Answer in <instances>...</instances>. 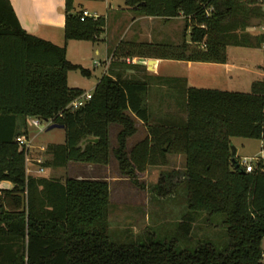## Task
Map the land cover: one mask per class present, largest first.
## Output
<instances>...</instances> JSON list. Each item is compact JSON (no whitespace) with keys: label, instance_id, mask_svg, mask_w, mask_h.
Instances as JSON below:
<instances>
[{"label":"trees","instance_id":"1","mask_svg":"<svg viewBox=\"0 0 264 264\" xmlns=\"http://www.w3.org/2000/svg\"><path fill=\"white\" fill-rule=\"evenodd\" d=\"M95 1V0H81ZM74 0H65L64 40L96 42L104 33L102 17H83ZM145 17L185 20L189 42L145 45L160 48L161 59L224 64L229 47L260 49L264 33V0H122ZM142 46V45H138ZM69 72L87 71L69 62L59 47L24 32L9 0H0V119L22 121L9 139H0V264H264V159L245 173L232 139L256 140L264 146V79L249 93L183 89V118L149 126L147 82L103 76L91 99L76 110L67 106L84 92L68 87ZM184 86L183 81H173ZM147 126L146 137L126 152L136 133L133 118ZM28 118L62 125L63 144H50L48 168L69 163L106 165L110 125L120 127L113 156L130 178L147 167L167 164L169 154L183 155L184 170L160 175L151 193L174 203L175 236L127 233L115 240L107 220L109 186L104 180L26 177L25 151L15 142L27 137ZM16 125V124H15ZM96 139V142H81ZM220 217L227 245L209 242L179 249L193 241L197 222ZM121 238V237H120Z\"/></svg>","mask_w":264,"mask_h":264},{"label":"rangeland","instance_id":"2","mask_svg":"<svg viewBox=\"0 0 264 264\" xmlns=\"http://www.w3.org/2000/svg\"><path fill=\"white\" fill-rule=\"evenodd\" d=\"M95 19V18H94ZM161 18L155 19L154 23L160 26H152L144 36V44L150 42L153 45H175L180 44L185 36V41L189 42V31H185V20H175L168 22V25L162 24ZM172 23V24H171ZM162 24V25H161ZM172 25H175L174 27ZM177 25V26H176ZM105 28V27H104ZM132 29L131 33L136 31ZM139 32V31H138ZM103 35V34H102ZM102 35L98 36L96 43L100 42ZM142 46H129L123 44L121 50L131 54H153L160 52V48H148ZM251 53H257L256 50H250ZM76 54V53H75ZM77 55V54H76ZM260 57L261 54L257 53ZM69 58L76 60L72 52ZM96 60L97 58L94 57ZM181 74L180 68L176 64L163 65L159 75ZM75 77L83 79L79 72H73ZM122 79H137V77H126ZM147 82V94L145 103L149 112V126L171 122L170 116L181 117L183 114L176 109L172 103H183L182 86L173 81H166L164 78L150 79ZM73 84L70 78V85ZM231 90H247L242 86H232ZM165 91V92H164ZM168 94V95H167ZM164 98H172L174 101H166ZM133 118L136 133L126 140V152L129 153L131 148L143 140L147 135V126L141 124ZM48 124L42 122L40 127L27 126L29 138L33 139L30 148L25 152V176L26 177H43L56 178L62 182L66 179H85V180H104L109 186V211L107 220L110 225L112 238L115 240H126L127 233L133 236L149 234L155 235L158 241H171L176 239L175 236V215L174 203L164 201V197H159L151 193V189L157 184L159 177L164 172L175 171L181 173L184 170V156L179 154H169L166 156L167 164L161 167H147L144 172H135L134 178L126 176L119 170L117 160L113 156V151L117 147L116 137L120 132V127L110 125L108 128L109 137V160L106 165H94L84 163H69L65 168H48L44 165L50 160L46 153L47 146L50 144H63L65 141L64 130L45 131ZM232 146H238L240 156L257 157L264 149L263 142L256 140L232 139ZM254 157V158H255ZM239 159V158H238ZM261 161V160H260ZM253 163V162H252ZM256 162L252 164L255 168ZM1 195V194H0ZM176 206V207H175ZM193 232V241L188 244H179V249L192 250L199 242H209L215 245L219 250L225 249L227 238L224 228L221 226L220 217L207 219L203 216L196 224ZM121 237V238H120ZM262 250L264 252V239L262 240ZM264 261V260H263Z\"/></svg>","mask_w":264,"mask_h":264},{"label":"crops","instance_id":"3","mask_svg":"<svg viewBox=\"0 0 264 264\" xmlns=\"http://www.w3.org/2000/svg\"><path fill=\"white\" fill-rule=\"evenodd\" d=\"M9 2L24 32L56 46H65L67 60L72 64L80 65L87 71L85 76L80 74L83 79L71 75L73 72H69L67 75L68 87L82 90L84 93H92L103 76H111L113 79L137 77L139 80L145 81L152 78H164L166 81H183L182 91L185 88H196L239 93H249L255 81L264 79V45L260 49H253L261 54L260 57L257 53L249 52L252 50L249 48L229 47L226 50L224 64L167 60L155 56L131 54L121 50L123 44L144 45V39H147L144 33L152 29V26H160L159 23H154V20L158 18L139 15L135 10L125 8L122 0H74L75 11L87 12L91 16L104 19V33L98 43L65 42L63 34L65 0H9ZM182 19L178 17L168 21L161 20H163L162 24L166 26L170 21ZM133 28H135V33H131ZM249 32L252 34L264 33V25L261 29H250ZM146 45L153 44L147 42ZM70 52L76 56V60L69 58ZM94 57L97 59L95 60ZM166 64L178 65L181 74L173 76V74L167 73L160 76V69ZM70 78L73 82L71 85ZM237 85L247 89L243 91L248 92L231 90L230 87ZM166 101L174 100L164 98V104ZM172 104L176 109H180L178 103ZM183 117L184 115L180 118ZM20 123L22 124V121L1 118L0 139H10L16 131L15 126L17 128ZM26 124L30 126L27 121ZM26 138L33 142V139L29 138L28 130ZM260 143L262 144V142ZM235 149L237 158H245L239 155L238 146H235ZM12 187L10 182H0V190H10Z\"/></svg>","mask_w":264,"mask_h":264},{"label":"built area","instance_id":"4","mask_svg":"<svg viewBox=\"0 0 264 264\" xmlns=\"http://www.w3.org/2000/svg\"><path fill=\"white\" fill-rule=\"evenodd\" d=\"M82 16L96 18L94 16L89 15L87 12H83ZM90 99H91V93H83L82 95L78 96L73 101H71L70 104L67 106V108L70 110H76L80 107H83ZM26 121L29 123V125H32L33 127H40L41 123L44 122L42 120L35 119V118H28ZM45 123H47L48 125L53 124L48 121H46ZM15 142L17 143L19 148L23 149L25 152H26V149H29L31 146L30 145L31 142L25 136L17 137ZM263 159H264V149L255 158L245 157V158L238 159V165L245 173H251L253 171L252 164H254V162H256L257 164L260 160H263Z\"/></svg>","mask_w":264,"mask_h":264},{"label":"water","instance_id":"5","mask_svg":"<svg viewBox=\"0 0 264 264\" xmlns=\"http://www.w3.org/2000/svg\"><path fill=\"white\" fill-rule=\"evenodd\" d=\"M46 122V121H44ZM63 126L62 125H58V124H52L48 127L47 131H51V130H55V129H59V130H63ZM95 143L96 139H86L85 141L81 142V146H84L86 143ZM230 155H231V163L234 164L235 159H236V149L234 146H230Z\"/></svg>","mask_w":264,"mask_h":264}]
</instances>
